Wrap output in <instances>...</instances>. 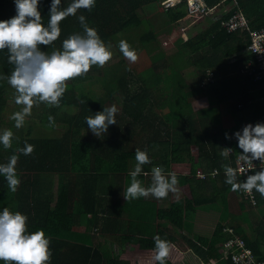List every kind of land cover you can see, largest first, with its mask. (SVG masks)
Here are the masks:
<instances>
[{"label": "trees", "instance_id": "obj_1", "mask_svg": "<svg viewBox=\"0 0 264 264\" xmlns=\"http://www.w3.org/2000/svg\"><path fill=\"white\" fill-rule=\"evenodd\" d=\"M160 1L169 0H96L91 11L79 9L61 21L60 37L47 48L41 46L42 50L51 52L61 48L69 35L82 33L78 18L83 15L104 42L126 41L138 57L131 62L122 54L118 64L108 68L107 73L102 72L104 80L109 78L108 92L100 94L103 97L94 94L91 98L88 92L89 83L93 84L97 78L87 84L79 78L67 82L58 107L43 103L39 120L49 128L56 122L64 124L63 130L56 131L57 135H33L32 125L26 129H17L15 123L6 125L7 100L15 103L16 92L6 79L0 80V133L6 129L13 132L12 148L4 149L0 145V164L7 163L13 154L19 155L16 168L21 181L13 193L0 176V211L5 207L20 211L28 216L30 232L45 231L51 240L50 264H158L153 259L156 235L173 245L165 264H175L189 252L202 264H235L230 254L241 241L260 257L259 251L264 247V197L254 190L260 208L252 206L242 190L233 191L225 183L223 167L228 164L235 168V159L241 152L237 140L226 139L225 133L230 136L244 120L231 118L230 125V121L224 120L217 129L213 121L207 120L209 111L205 114L203 110L197 126L190 119L189 130L186 131V124L182 128L180 110H191V104L183 93L187 85L180 81V60L186 65L184 70L196 68L198 91L209 89L219 103H238L235 107L243 106L238 112L245 119L262 118L264 88L259 94L261 99L253 102L246 95L251 82L238 74L223 75L226 63L245 48L249 37L239 30L220 29L217 15L227 19L240 9L251 29H261L264 28V0H203L213 9L202 15L188 13L189 0H180L168 8H162ZM70 3L72 0H61V8ZM50 4L51 0H41L45 25ZM15 14L14 0H0V20ZM162 32L168 33L167 38L178 51L173 56L174 62L168 63L167 71L153 58L152 66L146 59L142 60L143 55L146 57L144 45L158 39ZM7 57V50L0 51V76H9L13 70ZM243 62L244 59L238 58L230 65L239 66ZM159 67L166 73H158ZM208 70L213 71L217 81L205 86L200 79L205 78ZM114 81H118L124 93L123 101L115 106L118 107L117 124L109 125L106 134L96 137L88 129L85 117L111 107L108 99L113 90L110 83ZM166 83L168 90L161 93ZM221 87L231 88V94L221 95ZM160 93L163 99L158 97ZM255 97L256 94L251 96ZM68 106L75 107V112H60ZM49 116L54 118L51 124ZM25 143L35 146L31 155L16 152ZM193 146L197 150L193 151ZM225 147L233 149L227 158L221 154ZM137 148L147 149L151 160L138 177L142 183L147 177L143 185L152 182L148 167L163 166L166 173L177 175L178 191L169 193L168 207L153 210V205L138 201V207L144 211L135 210L136 202L124 199L130 183L129 159L135 158ZM215 169L218 173L212 176ZM205 174V178L200 176ZM239 179L243 181L244 177L240 175ZM232 203L242 209L243 220L249 222V232L241 219L235 224L227 223L230 215L233 216ZM212 204L216 205L219 215L215 228L209 235L193 233V214L198 210L215 211L211 209ZM134 211L140 212L138 218H133ZM143 212L151 215V223L145 221ZM189 219L191 229L186 231ZM196 224L201 229L206 227L202 222ZM228 241L233 243L231 247ZM114 245L120 254L110 252L108 247Z\"/></svg>", "mask_w": 264, "mask_h": 264}, {"label": "clouds", "instance_id": "obj_2", "mask_svg": "<svg viewBox=\"0 0 264 264\" xmlns=\"http://www.w3.org/2000/svg\"><path fill=\"white\" fill-rule=\"evenodd\" d=\"M95 3L96 0H72L66 8H61V0H51L49 19L45 25L40 11L41 0H14L16 14L10 19L0 20V51L7 50L8 63L13 65L11 75L0 76V80H7L16 92L15 103L23 106L10 117L17 129L24 126L25 119L31 115L34 106L46 103L58 107L67 90L68 81L86 75L94 65L103 67L112 59L110 47L101 39L95 28L88 26L83 15L78 18L83 28L82 33L69 35L61 48L51 52L41 48H47L60 37L61 21L75 15L79 9L91 11ZM177 3H180V0H177ZM120 51L131 62L138 58L135 50L126 41L120 42ZM263 82H260L259 86L263 85ZM117 114L118 109L115 106L104 107L102 111L85 117V122L92 134L99 137L107 133L109 125L117 124ZM48 120L51 124L54 118L49 116ZM233 136L241 150L238 157L241 162L239 174H246V178L241 181L238 170L225 164V183L230 185L233 191L242 190L251 194L255 190L264 197V167L257 170L255 163L258 161L264 165V123L258 122L254 126L246 124L241 131L233 133ZM225 138L232 137L225 133ZM0 145L4 149L13 147V132L10 129L0 133ZM34 149V145L25 143L24 147L16 149V152L27 156L31 155ZM232 151L233 149L225 147L221 154L227 158ZM18 160L19 155L13 154L7 163L0 164V176L5 178L9 190L13 193L21 183L16 168ZM135 161V167L130 172V183L124 193L125 200L149 196L162 199L167 198L170 192L178 191L177 175L166 173L163 166L153 167L151 185L143 186L138 177L143 171V166L151 163L147 149L137 148ZM248 201L252 206L260 208L256 196L255 204ZM153 239V259L158 264H165L173 245L159 235ZM50 243V237L43 229L31 232L28 230L27 215L12 211L8 207L0 211V261L3 264H50ZM250 250L257 261H264V247L259 251V258L252 249Z\"/></svg>", "mask_w": 264, "mask_h": 264}, {"label": "rangeland", "instance_id": "obj_3", "mask_svg": "<svg viewBox=\"0 0 264 264\" xmlns=\"http://www.w3.org/2000/svg\"><path fill=\"white\" fill-rule=\"evenodd\" d=\"M162 8H164V1H160ZM159 3V5H160ZM160 5V6H161ZM142 18L145 17L144 15H140ZM151 17V15H149V18ZM147 19V18H146ZM168 33H161L157 36L158 39L151 41L149 44H145L144 45V52L146 53V57L145 55L142 56V60H147V63L150 64L152 66V58L155 60V63L159 66H161L162 68H164L166 71L168 70V63H172L174 62L173 56L176 54H178V51L175 50V45L167 38ZM109 47L110 50L113 53L112 59L110 61H108L103 67L94 65L91 67L90 71L82 76V77H78L72 80H77L80 78V80L86 82L85 84H87L89 81H91L92 79H98L97 81H95L93 84L89 83V88H88V92L90 93V97L92 98V96L94 94H98L99 97H103L100 94H105L106 91L108 92V82H109V78L107 80H104L103 76H102V72L105 71V73L108 72V68H110L111 66L115 65L116 63L118 64L120 62V60L122 59V52L120 51V40H115V41H111V42H105ZM148 52L150 53V55H148ZM126 61V60H125ZM151 61V62H150ZM171 61V62H170ZM126 64V63H125ZM178 64V62H177ZM180 64L182 65L183 62L180 60ZM165 65V66H164ZM164 66V67H163ZM173 67H176L172 64ZM159 67L157 68V72H163L166 73L164 71H162V68ZM144 69H146V67H144ZM190 70H192L193 68H190ZM192 80V77H188V82ZM112 90V96L109 97L108 99V103L110 104V106H117L120 105V103L123 101V97H124V93L123 91L119 88L118 85V81H114L112 83H110ZM165 86V88H161V93L163 92H167L168 90V83L162 85ZM160 87V86H159ZM231 88H227L225 87L223 89V94L221 95H227V94H231L230 91ZM152 91V90H150ZM154 93V91H153ZM159 94L158 97L160 99H163L162 94ZM203 95L209 97L210 99V107L209 108H204V113H206V111H209V114H207L208 116H217L221 113L220 108L223 106V103H219L217 101V97H213L209 92H205ZM108 97V96H107ZM227 100V99H226ZM191 101V100H190ZM41 105H43V103L38 104L37 106H34L32 111H31V115L27 116L25 119V123H24V128L26 129L27 126L32 125L33 126V130H32V134L33 135H38V136H43V135H47V136H52V135H57L59 130H63L64 129V124L60 123V122H56L53 124V127L49 128L46 127L44 123H42L38 116H40L41 112L43 111V109L41 108ZM23 106L22 105H17L14 103L13 100H7V105H6V109L4 112V122L6 125H12L13 123H15L12 119H10V117L12 116V114L16 111L21 110ZM118 108V107H116ZM75 107L72 106H68L66 108H61L60 112H66V113H73L75 112ZM95 138V137H94ZM217 207H220L217 205ZM230 211L233 214L230 215V219H227L229 221V223H238V220L241 219L243 222L245 220H243L242 218V212L241 210L237 207L236 203H232L230 205ZM211 209L215 210V211H211L209 212L211 215H213V218H208L206 220H203L202 223L206 226L205 229H201L200 226H198L197 224H195L194 226H192L191 228H193V233L196 234H202V235H209L210 232H212V230L215 228L216 224H217V219H215L214 217L217 216L218 211L216 208L215 204L211 205ZM143 215H145V217H147V215L143 212ZM240 214V215H239ZM239 215V216H238ZM195 219H193L194 221ZM247 222V223H245ZM244 223L246 224L247 228L246 231L249 232V222L245 221ZM191 219H189L186 222V226H185V230L188 231L189 229H191L189 227V225L191 224ZM224 223V222H223ZM228 223V222H227ZM244 225V224H241ZM92 232H89L88 234H91ZM192 235V233L190 234ZM233 243L231 241H228V246H231ZM243 244V242H240V245ZM239 245V249L237 251H232V253L230 254L232 260L234 262H236L237 264H246V255L250 254V250L248 248H246L243 244L244 247H241ZM111 253H115V254H120V250L117 249L114 246H110L108 247ZM248 253V254H246ZM234 254V256H233ZM246 254V255H244ZM175 264H202L197 257L189 252L188 254H186V256H183L180 260H178V262H176Z\"/></svg>", "mask_w": 264, "mask_h": 264}, {"label": "crops", "instance_id": "obj_4", "mask_svg": "<svg viewBox=\"0 0 264 264\" xmlns=\"http://www.w3.org/2000/svg\"><path fill=\"white\" fill-rule=\"evenodd\" d=\"M237 54L239 55L237 58L246 57V55L243 54V51L240 52V53H237ZM230 64H231V62L226 63V66H225L226 68H225V71H223L224 72L223 75L224 76H230V75L233 76V74L240 75L238 73L239 72L238 66H233L232 67ZM185 68H186V65H184V64L180 65V70H181L180 71V81H182L183 83H185L187 85L186 87H184V92L183 93H184V95H186L189 98V100H191L190 101L191 110H188L187 108L180 110V115L182 114L181 117H180V125L183 128L184 125L186 124V131H188L189 130V128H188L189 120L192 119L194 121V123H195V126H197L199 124V122H200L199 114L204 110V108H209L210 99H209V97H207V96H205L203 94L205 92H209L211 94V92H210L209 89L198 91L197 83L199 81V76L196 74V72H197L196 68L191 66L190 68H193L192 70H190V69L184 70ZM188 77H192V80L189 81V82H188ZM208 78H210L212 81H208L209 80ZM242 79L248 80L249 82L252 83V81L247 79V78H242ZM200 81H201L202 85L206 86L207 83L215 82V81H217V79H216V76L214 75L213 71L208 70L207 73L205 74V78H203V80L200 79ZM247 88L250 91L247 92L246 95L253 102H256L259 99H261L259 94H260V92H262V89L264 88V82H263V85H261V86H259V83L258 84L257 83L248 84ZM195 90H196V92H195ZM219 92L221 94H223L222 87L219 88ZM254 94H256V97L255 98H251V96H253ZM262 99H264V97ZM221 103H223V106L220 108L221 113L219 115H217V116H207L208 117L207 120L213 121L214 125L217 127V129L221 126V124L224 122V120L226 122L230 121V122H228V124L230 125L231 124V118H234V119L238 118V119L244 120L240 124H243V123L248 122V121H252V120L245 119V116H241V115H243V113L238 112V111L239 110H243V106L235 107V106H238V103H234L233 101H225V102H221ZM250 103L251 102H249V104ZM188 113H190L189 116H187ZM208 114H209V112H208ZM233 114H234V116H233ZM209 121L205 120V123L210 124ZM238 126H237V128H238ZM235 132H237V129H236V131L232 132L229 137H232L233 139H235V137L233 136V133H235ZM192 150L195 151L197 149L194 148V146H193ZM129 160H130V165H129V169L130 170H129V172H131L134 169V167H135L136 161H135V158H130ZM152 168L153 167H148L149 171H151ZM187 173H188V171L186 172V174ZM145 179H147V177ZM145 179H144L143 183L145 182ZM148 179H151V178L148 177ZM143 186L148 187L150 185H145L144 184ZM133 201L136 202L135 210L144 211V208H139L138 207V201H142L144 204L147 203V205H150V206L153 205L154 206L153 210L155 208L161 209V208L168 207V205L170 203V195H168L167 198H162V199H156V198H154L152 196H149L147 198L141 197V198L133 200ZM139 216H140V212L138 213V212L134 211L133 218H138ZM193 216H194V219H195L193 221L194 225L197 222H202L203 220H206L208 218H213V215H211L208 212L201 211V210H198V212L194 213ZM218 217H219V215H217L214 218L217 219V221H218ZM151 219L152 218H151L150 214L147 217H145V221H147L148 223H151ZM228 219H230V218H228ZM227 222H229V221H227ZM245 223H247V222H245ZM146 228H147V226H146V224H144V229L146 230ZM147 232L148 231H146V233ZM94 242H96V239H95ZM117 249H119V248H117Z\"/></svg>", "mask_w": 264, "mask_h": 264}, {"label": "built area", "instance_id": "obj_5", "mask_svg": "<svg viewBox=\"0 0 264 264\" xmlns=\"http://www.w3.org/2000/svg\"><path fill=\"white\" fill-rule=\"evenodd\" d=\"M176 3L177 0H169L164 4V7L168 8L174 6ZM212 9L213 8L208 6L203 0H189L187 5V11L189 14L192 15L208 14L212 11ZM217 19L220 20V29L223 28L227 32H236L237 30H239L241 32H246V35H248L249 37V42L247 43V45H245V48H243L242 50L243 54H245L246 57H241V59H244V62L238 66V70H239L238 73L242 76L249 78L254 83H260L264 81V28L255 29V30L251 29L246 20L245 14L240 9H237L227 19H223L220 14L217 15ZM238 56H239L238 54H234L229 61L234 62ZM208 79H209L208 81H212L210 78ZM258 122L264 123V117L255 121H248L243 124H240L237 131H241L246 124H252L254 126ZM238 157L239 155L235 159V165H236L235 169L238 170V174H239V167L241 162L239 161ZM255 163H257L256 164L257 170H259L260 167H264V165L259 164L258 161ZM211 174L212 175L217 174V170H214ZM240 175L243 176L244 179L246 178V174H239L238 176ZM200 176L202 178H205L206 175H200ZM244 193L247 199L250 200L253 204H255L254 190L251 194L246 192ZM240 246L244 247L245 245L243 246V244H241ZM238 249L239 246L234 251H237ZM250 252H251L250 254L246 253L248 255L244 254L246 255L245 256L247 261L246 264H264V261H257L255 256L252 254L251 250ZM234 263L237 264L236 262Z\"/></svg>", "mask_w": 264, "mask_h": 264}]
</instances>
